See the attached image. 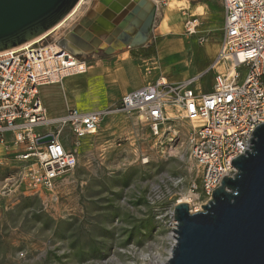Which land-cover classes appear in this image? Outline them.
I'll return each instance as SVG.
<instances>
[{
	"label": "rangeland",
	"instance_id": "1",
	"mask_svg": "<svg viewBox=\"0 0 264 264\" xmlns=\"http://www.w3.org/2000/svg\"><path fill=\"white\" fill-rule=\"evenodd\" d=\"M164 1L167 4L157 11L148 44L156 46L176 37L170 39L173 47L169 42L159 50L161 57L175 58L146 59L140 52L130 51L147 82L163 78L165 72L179 77L181 72L194 74L199 65L194 47L213 45L218 49L220 44L219 3L178 0L187 9L171 10L170 0ZM94 3L80 2L44 36H48L46 41L61 42ZM195 19L198 22L191 35L188 23ZM124 50L128 48L115 55L98 50L80 59L87 63L88 71L92 66L117 67ZM105 128L96 137L85 139L77 167L53 192L19 185L5 189L18 166L0 151V264H163L168 260L175 242L174 206L200 181L188 146L178 139L177 152L164 153L163 146L154 147L135 115L113 117ZM207 203L195 199L189 207L192 212L202 211ZM94 248L104 253L102 259L92 257Z\"/></svg>",
	"mask_w": 264,
	"mask_h": 264
},
{
	"label": "built area",
	"instance_id": "2",
	"mask_svg": "<svg viewBox=\"0 0 264 264\" xmlns=\"http://www.w3.org/2000/svg\"><path fill=\"white\" fill-rule=\"evenodd\" d=\"M151 1L157 11L167 4ZM218 1L224 23L210 68L216 75L209 93L194 87L198 78L178 84L161 78L125 94L111 108H68L60 117H50L40 88L86 74L87 63L60 39L47 42L48 36L0 53V145L12 151L18 163L5 189L19 185L53 192L77 167L85 139L96 137L108 117L135 115L154 147L163 146L164 153L177 152L179 142L188 146L200 177L189 195L209 202L223 178L236 174L232 160L249 150L253 132L264 124V0ZM197 22L188 23L191 35ZM47 137L52 140L40 142ZM172 227L176 229L177 222Z\"/></svg>",
	"mask_w": 264,
	"mask_h": 264
},
{
	"label": "water",
	"instance_id": "3",
	"mask_svg": "<svg viewBox=\"0 0 264 264\" xmlns=\"http://www.w3.org/2000/svg\"><path fill=\"white\" fill-rule=\"evenodd\" d=\"M80 1L0 0V53L47 35ZM119 17L102 34L85 27L83 18L60 44L77 57L144 47L157 19L155 4L134 0ZM232 164L236 174L223 178L202 211L193 213L187 203L174 206L175 242L163 264H264V124L253 132L249 150Z\"/></svg>",
	"mask_w": 264,
	"mask_h": 264
},
{
	"label": "crops",
	"instance_id": "4",
	"mask_svg": "<svg viewBox=\"0 0 264 264\" xmlns=\"http://www.w3.org/2000/svg\"><path fill=\"white\" fill-rule=\"evenodd\" d=\"M221 5L222 8V28L224 23V9L220 1L213 0ZM222 29L220 35V43H221ZM176 37H169L164 42L155 46V55H151L149 57H145L147 50L152 46L148 43L144 47L124 50L118 56L119 61L117 67H103V66H92L90 67L88 73L83 75H78L74 77L67 78L64 80L62 85H48L43 86L39 90L40 98L43 102L44 107L47 110V113L50 117H60L65 114L68 108H74L82 112H94L99 110H105L111 108L115 105V102L120 100L125 94L138 90L140 88L145 87L148 84L154 83L147 82L142 71L138 70L136 65L133 63V59L130 56V51L135 50L136 52H140L142 57L146 59L160 58V59H171L173 60L175 57H161L159 55V50L164 46L165 43L172 42L170 46L173 47L174 41L170 39H174ZM176 40V39H175ZM152 44V43H151ZM187 47L190 44L186 45ZM183 47V49L187 48ZM220 47V44H219ZM213 45H207L205 48L200 49L198 47H194L196 51V55L199 58V65L197 70L192 75H185V73L181 72L180 77L176 75H171L169 72L162 73L163 79H165L170 84H178L185 82L187 80L198 78L194 87L198 89L202 93H209L213 89L214 78L216 72L211 70V65L214 62L217 53L219 51ZM182 49V50H183ZM142 50V51H141ZM117 50L114 53H118ZM181 51V50H180ZM178 51L179 55L181 52ZM98 52V51H96ZM114 53H111L112 55ZM108 54V55H111ZM114 54V55H115ZM80 58V57H79ZM210 74L208 82L205 77ZM161 79V78H160ZM159 80V79H158ZM202 86H200V84ZM208 85L207 88H205ZM123 115H115L108 117L102 127V131H105V126L107 125V121L111 120L113 117H120ZM147 131V130H146ZM0 151L4 154H8L10 157L14 159V154L12 151L8 150L5 146L0 145ZM15 160V159H14ZM16 167L18 163L14 161Z\"/></svg>",
	"mask_w": 264,
	"mask_h": 264
},
{
	"label": "bare ground",
	"instance_id": "5",
	"mask_svg": "<svg viewBox=\"0 0 264 264\" xmlns=\"http://www.w3.org/2000/svg\"><path fill=\"white\" fill-rule=\"evenodd\" d=\"M84 1L85 0H81L80 2H84ZM115 1L116 0H97L90 7L88 12L86 13V16L84 15L83 25L89 28L92 32H95L97 34H102L101 32L109 30L110 27L113 26L114 24L113 22H115V20H117L119 16H120L119 18H121L122 14L124 12L126 13L127 9L129 10L134 4V0H122L120 4L119 3L113 4V2ZM168 5L171 10H184L187 9L188 7L187 4H184L182 1H178V0H170ZM70 14L68 16H70ZM44 36H42V38ZM99 36L100 38L103 39L105 35H99ZM191 199H194L195 201V199H197V196H192L191 194L184 196L182 202L180 203L189 204L191 203L190 201Z\"/></svg>",
	"mask_w": 264,
	"mask_h": 264
},
{
	"label": "trees",
	"instance_id": "6",
	"mask_svg": "<svg viewBox=\"0 0 264 264\" xmlns=\"http://www.w3.org/2000/svg\"><path fill=\"white\" fill-rule=\"evenodd\" d=\"M151 55H155V45L151 46L146 54H144L145 57H149ZM93 256L92 257H97V258H103L104 257V253H102L100 250H98L97 248H94L93 250Z\"/></svg>",
	"mask_w": 264,
	"mask_h": 264
},
{
	"label": "flooded vegetation",
	"instance_id": "7",
	"mask_svg": "<svg viewBox=\"0 0 264 264\" xmlns=\"http://www.w3.org/2000/svg\"><path fill=\"white\" fill-rule=\"evenodd\" d=\"M86 16V15H85ZM154 30V29H153ZM105 52V51H104Z\"/></svg>",
	"mask_w": 264,
	"mask_h": 264
}]
</instances>
